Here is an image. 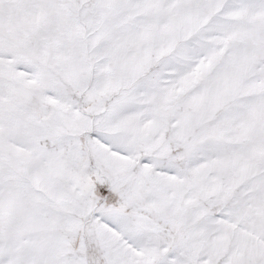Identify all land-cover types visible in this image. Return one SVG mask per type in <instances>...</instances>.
<instances>
[{
	"label": "snow or ice",
	"instance_id": "6c2138e0",
	"mask_svg": "<svg viewBox=\"0 0 264 264\" xmlns=\"http://www.w3.org/2000/svg\"><path fill=\"white\" fill-rule=\"evenodd\" d=\"M0 264H264V0H0Z\"/></svg>",
	"mask_w": 264,
	"mask_h": 264
}]
</instances>
